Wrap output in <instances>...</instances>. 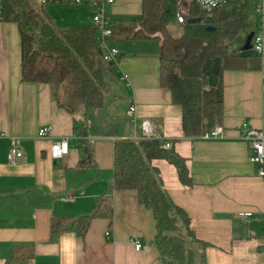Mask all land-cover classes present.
<instances>
[{
	"label": "crops",
	"instance_id": "0c3cea01",
	"mask_svg": "<svg viewBox=\"0 0 264 264\" xmlns=\"http://www.w3.org/2000/svg\"><path fill=\"white\" fill-rule=\"evenodd\" d=\"M72 6L85 10L83 5ZM141 6L142 0H117L107 7L113 34L120 36L117 41L115 34L109 43L119 44L114 46L122 56L106 64V77L114 73L123 82L125 74V87L131 91L127 106L116 114H111L105 93L101 107L85 110L78 104L67 112L53 98L52 85L21 82L17 26L0 23V134L5 135L0 136V264L15 246L25 245L32 246L34 255L23 264H162L151 243L156 233L151 212L139 205L135 191L112 188L113 142L135 137L139 125L132 121L140 117L153 118L185 159L191 186L182 185L165 160L154 159L151 166L173 204L189 217L193 238L184 241L192 264H264V185L249 162L241 127L247 123L264 134L262 74L259 69L224 71L220 136L184 137L180 107L159 87V41L129 38ZM75 8L70 20L76 23L69 26L91 27L87 24L92 16ZM131 105L136 112L127 117ZM110 119L115 121L113 130L102 129ZM44 125H51V131L39 138ZM12 137L23 149V158L15 164L7 161ZM61 138L68 141L69 151L52 159L51 140ZM68 195L72 201L60 200ZM103 199L110 203V219L104 210L94 216L83 237L74 229L50 236L51 218L88 215ZM240 210L254 212L257 219L247 223L236 218ZM179 231L163 235L184 237V230ZM136 240L139 250L134 248Z\"/></svg>",
	"mask_w": 264,
	"mask_h": 264
},
{
	"label": "trees",
	"instance_id": "16d2710c",
	"mask_svg": "<svg viewBox=\"0 0 264 264\" xmlns=\"http://www.w3.org/2000/svg\"><path fill=\"white\" fill-rule=\"evenodd\" d=\"M174 2L142 0L140 19L129 28V38L159 41V87L170 93L173 105L180 107L183 136L198 138L222 122L223 72L257 70L259 63L256 57H240L238 53L245 40L239 32L245 34L250 28L245 1L230 0L209 13L188 5L189 19L198 18L200 22L186 23L179 34L171 29ZM5 22L15 23L19 33L21 82L52 85L53 98L67 112L78 104L85 110L102 106L108 87L107 63L100 57L94 27L72 25L57 31L28 0H2L0 23ZM206 27L214 30L207 31ZM115 34L112 29L108 43ZM212 66L217 83L209 87L205 72ZM154 159L173 165L180 183L192 185L185 159L172 144L167 148L155 139H117L113 142L112 188L135 191L139 205L151 212L156 230L151 243L162 264H192L191 251L184 241L193 238L189 217L162 188L151 166ZM106 202L95 203L90 214L76 219L51 218L50 236L74 229L83 237L98 212L105 210L110 219V203ZM181 228L184 237L163 235L165 231L180 232ZM33 255L32 246H15L4 264H23Z\"/></svg>",
	"mask_w": 264,
	"mask_h": 264
},
{
	"label": "built area",
	"instance_id": "2783aa9c",
	"mask_svg": "<svg viewBox=\"0 0 264 264\" xmlns=\"http://www.w3.org/2000/svg\"><path fill=\"white\" fill-rule=\"evenodd\" d=\"M37 2L41 6L48 5H87L89 8L95 11L92 16V25L95 30L100 33V39L98 42V49L100 51V57L105 63L115 62L116 59L122 56L121 51L108 43V38L112 35V24L107 14L106 8L113 5L117 0H31ZM230 0H175L174 4V22L173 24L181 28L189 19L187 7L192 5L201 12L209 13L217 8L226 5ZM247 4L248 0H243ZM256 1V6L254 8L255 14L258 16V21L254 23L252 29V37L250 40L251 50L255 52V57L258 59L259 71L262 74L264 80V0H254ZM2 8V0H0V12ZM243 32H239L240 36H245ZM122 80L127 81V76L124 74L121 77ZM136 108L134 105L128 107L125 115L127 117H133L135 115ZM133 124L139 125L138 133L133 138H122V139H132V140H159L162 141L165 147L170 146V140L163 137L159 130V126L150 117H140L139 120L133 119ZM243 130V137L247 142L249 148V162L255 166V174L261 179L264 185V134L250 127L247 123L241 124ZM51 131V125H44L38 129L37 137L46 138L48 133ZM222 132V128L219 124H215L214 127L203 133L200 139L209 140L217 139ZM1 137L5 136L0 134ZM69 151L68 141L64 138L51 140L49 156L52 159H59L67 155ZM23 158V149L20 145V141L16 137L10 138V148L7 153V161L11 164H15L17 161ZM62 201H72L73 196H62L60 197ZM236 218L243 220L245 222L254 221L257 218L254 216L252 211H237L235 213ZM104 236L107 238L109 232L106 231ZM135 250H139L140 244L136 240L134 242ZM264 252V249H263Z\"/></svg>",
	"mask_w": 264,
	"mask_h": 264
},
{
	"label": "rangeland",
	"instance_id": "374dc122",
	"mask_svg": "<svg viewBox=\"0 0 264 264\" xmlns=\"http://www.w3.org/2000/svg\"><path fill=\"white\" fill-rule=\"evenodd\" d=\"M28 2L35 9V11L38 13V15L41 18H44L46 21H48L57 31L68 28L70 25L69 23H71V24L76 23V22H71V20H70V14H71V12H73V10L75 8L72 5H66V4H64V5H53L52 4V5L42 7L43 8L42 9L39 5L36 4V2L31 1V0H28ZM174 4H175V2H174ZM83 6L85 7V10L80 8V7H79V9L75 8V9H78L77 13L85 11V14L86 13L89 14V16L87 18L91 19V16L94 15L95 11L92 10L91 8H87V5L86 6L83 5ZM255 6H256V1H254V0H248L247 1V4H246L247 22L250 24V26H249L250 28H248L247 34L252 31L253 27H251V26H253L254 23H256L258 21V16L254 12ZM106 11H107V8H106ZM107 13L109 15V9H108ZM139 19H140V16H138L136 18V20H139ZM79 25H83V24H79ZM87 25H90L93 27L92 19H91V21L89 20ZM115 25L119 26V23L116 22ZM83 26H86V25H83ZM171 29H172V32L174 34L175 33L179 34L181 31V28L176 27L174 24L171 25ZM246 35L244 37H246ZM95 38L97 41L100 39V33L97 30H95ZM119 38H120V36L116 34L115 40L118 41ZM114 45H116L117 47H120L119 44H114ZM109 65H110V63H109ZM113 72H115V71H113ZM106 78L109 81L108 82V88H106L104 91V93L106 94L105 99L108 100L106 103H107L108 107H111V109H110L111 114H116L115 111L120 112L121 110H124L125 107L127 106L128 95L131 94V91L129 88L125 87L126 81L124 80L122 82L118 78L117 74H114V73L111 75L109 74V75H107ZM124 93H126V97H125ZM105 94H104V96H105ZM114 102H115V104H117V109L115 108ZM102 124H105V126L102 129H106L107 131H110V130H113L115 121H114V119H110V120H108Z\"/></svg>",
	"mask_w": 264,
	"mask_h": 264
},
{
	"label": "water",
	"instance_id": "95a60500",
	"mask_svg": "<svg viewBox=\"0 0 264 264\" xmlns=\"http://www.w3.org/2000/svg\"><path fill=\"white\" fill-rule=\"evenodd\" d=\"M200 20L198 18H190L187 20V23H198ZM207 31H213L214 28L206 27ZM252 37V32H249L244 40V43L239 48L238 53L240 57H255V52L251 50L250 40ZM205 77L207 78V83L209 87H214L217 83L215 77V66H212L210 70L205 72Z\"/></svg>",
	"mask_w": 264,
	"mask_h": 264
}]
</instances>
